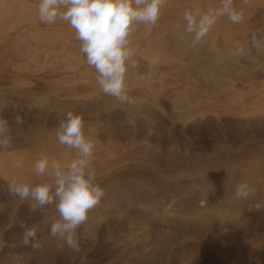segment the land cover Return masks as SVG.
<instances>
[{
    "label": "bare ground",
    "instance_id": "1",
    "mask_svg": "<svg viewBox=\"0 0 264 264\" xmlns=\"http://www.w3.org/2000/svg\"><path fill=\"white\" fill-rule=\"evenodd\" d=\"M39 2L0 0V119L12 135L0 151V264H264V0H233L243 21L219 17L195 47L183 13L221 0H166L158 22L130 38L133 104L102 93L75 30L41 23ZM68 111L83 119L95 145L87 170L105 190L76 230L78 252L49 234L55 198L40 207L8 194L10 182L54 194L55 167L79 156L56 137ZM41 157L49 168L37 175ZM239 183L254 192L236 198ZM21 221L36 229L38 250L21 244Z\"/></svg>",
    "mask_w": 264,
    "mask_h": 264
},
{
    "label": "clouds",
    "instance_id": "2",
    "mask_svg": "<svg viewBox=\"0 0 264 264\" xmlns=\"http://www.w3.org/2000/svg\"><path fill=\"white\" fill-rule=\"evenodd\" d=\"M166 0H40L37 15L41 23L53 25L57 21L67 22L75 30V38L80 41L79 52L86 57L87 65L94 68L97 84L102 93L116 98L122 104H133L134 99L128 95L126 77L129 62L132 61L134 48L130 38L138 24L155 25ZM233 0H221V7L209 9L201 14L191 10L183 13L185 31L193 34L191 45L195 47L204 38L218 18L224 15L233 24L243 21L242 11L232 7ZM198 16V18H197ZM251 44L259 52L262 40L257 39L256 32L251 33ZM237 54L243 55L244 49L237 43ZM159 64L158 58L149 61V71L140 73L144 80L152 75L151 68ZM135 62L131 67L135 68ZM23 119L15 117V124L20 125ZM84 122L81 115L68 111L65 119L59 124L56 137L61 145L76 149L79 153L67 171L55 167V192L47 183L31 185L28 183L10 182L8 194L27 200L29 197L36 206L43 207L57 200L55 211L58 219L51 223L49 234L66 243L69 249L79 251L75 238L76 230L88 219V213L95 208L105 196V190L94 181L96 170L89 171V164L94 154L95 145L86 138L83 132ZM12 149V135L8 121L0 119V151ZM22 160H16L15 166L22 167ZM49 168L47 157H41L34 164L37 175H44ZM254 189L247 183L236 185V198H247ZM22 229L21 244L38 250L37 231L25 222H20Z\"/></svg>",
    "mask_w": 264,
    "mask_h": 264
}]
</instances>
